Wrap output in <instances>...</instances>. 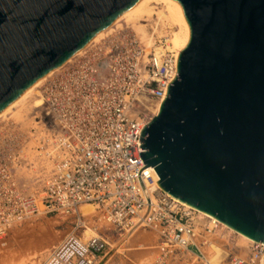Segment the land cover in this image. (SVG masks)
Returning a JSON list of instances; mask_svg holds the SVG:
<instances>
[{
  "label": "water",
  "instance_id": "95a60500",
  "mask_svg": "<svg viewBox=\"0 0 264 264\" xmlns=\"http://www.w3.org/2000/svg\"><path fill=\"white\" fill-rule=\"evenodd\" d=\"M146 0H0V113ZM176 76L137 133L163 191L264 243V0H162Z\"/></svg>",
  "mask_w": 264,
  "mask_h": 264
},
{
  "label": "built area",
  "instance_id": "2783aa9c",
  "mask_svg": "<svg viewBox=\"0 0 264 264\" xmlns=\"http://www.w3.org/2000/svg\"><path fill=\"white\" fill-rule=\"evenodd\" d=\"M163 27L156 14L121 23L38 88L40 105L32 108L25 135L0 134L1 244L9 227L34 217L70 220L73 231L84 234L94 229L92 213L81 211L89 205L116 229L154 230V264H211L208 254L220 249L213 238L230 230L163 191L139 154L137 133L152 120L150 105H161L177 71L178 55ZM23 149L50 168L38 194L19 187ZM94 232L68 234L42 264H100L108 242ZM231 249L228 264H264L262 242Z\"/></svg>",
  "mask_w": 264,
  "mask_h": 264
},
{
  "label": "rangeland",
  "instance_id": "374dc122",
  "mask_svg": "<svg viewBox=\"0 0 264 264\" xmlns=\"http://www.w3.org/2000/svg\"><path fill=\"white\" fill-rule=\"evenodd\" d=\"M170 29L169 26H164L162 30L165 32L174 30V28ZM168 32L166 33L168 34L167 42H169V34L172 35L171 32ZM37 90L38 88L33 93L35 96H30L24 100L23 104L0 119V134H26L31 123L32 108L37 107L34 106L37 100L40 101L36 94ZM22 152L24 154L22 166L16 173L19 187L25 193L38 194L50 176V168L49 166L48 168L44 167V158L37 157L35 152H29L27 149H23ZM28 162H32L33 165H28ZM45 168L47 169L45 170ZM91 216V219L95 220L92 222L95 231L108 242L107 250L100 264H154L159 254L157 234L154 230L141 228L127 231L119 230L100 218L99 215H95L94 212ZM70 233L80 235L83 238L88 237L82 234V230L73 231L70 220L60 217H34L16 223L8 228L4 239L6 243H2V245L0 242V264H42L52 248ZM213 241L220 246L221 255L224 259L221 264H228V254L232 251L231 248L244 250L249 243L241 236L228 230L222 238H213ZM168 264L178 263L170 261Z\"/></svg>",
  "mask_w": 264,
  "mask_h": 264
},
{
  "label": "bare ground",
  "instance_id": "6f19581e",
  "mask_svg": "<svg viewBox=\"0 0 264 264\" xmlns=\"http://www.w3.org/2000/svg\"><path fill=\"white\" fill-rule=\"evenodd\" d=\"M158 8H159V10H157ZM155 14L157 15V19H158V21L161 22L162 26H169L171 29L174 28V30L172 29L173 31L170 29L172 32L169 31V32H171L172 35L170 36V34H169V37L170 38L168 40L169 41L168 44H170V45H168V48L170 50L175 51L176 54L179 55V53L181 52V47H180V45L176 41V36L182 30V22L176 16V14L174 13V11L169 7V5L166 2L162 1V0H146L139 7L133 8V9H130V10H127V11L121 13L115 19V21L113 22L112 25H110L106 29H103L102 31L98 32L94 36V38L91 40V42L89 43V45L92 44V43H94V42H97L101 38L105 37L108 33L112 32V30L114 28L119 27L121 23H128V24H132L133 23V24H137L138 22H140L141 19H146V18L148 19L151 16H154ZM141 27L139 29H140V32L142 33V35L144 37H148L147 30L144 27H142V28ZM167 32H168V30H167ZM167 37H168V34H167ZM83 51H84V49H81V50L77 51L76 53H74L73 56L70 59H68L67 62H69L74 56L81 54ZM59 68L60 67L51 70L47 76L39 79L32 86H30L29 88H27L15 102H13L10 105H8V107L4 111H2L0 113V119L3 118L4 116H6L7 114H9V112H11L13 109L15 110L16 107H19L21 104H23L24 103V100H26L27 98H29L30 96H32L33 93L36 91V89L39 88ZM39 105H40V101L37 100L34 106H37L38 107ZM159 108H160V105L159 104H151L149 109L151 110V112L153 114L156 115L157 112L159 111ZM176 200H178V199H176ZM181 203H183V205L186 206V207L195 209V208L189 206L188 204H186L184 202H181ZM195 210H197V209H195ZM81 211L84 212V213H92V212H94L92 206H89V205L82 206L81 207ZM199 212L201 214L205 215V216H210L209 214H206L204 212H201V211H199ZM223 226L225 228L229 229L230 231L234 232V234H237V235L241 236L244 240H246L248 242H251L252 241L250 238H248V237H246V236H244V235H242V234L234 231L232 228L228 227L227 225L223 224ZM84 234L86 236H89V235L96 234V233L94 232L93 229H90L89 228V229L86 230V232ZM215 250H216V253L209 255L208 256V260H209V262L211 264H221L222 260H224L223 257H222V255H221V249H219V248L217 249L216 248Z\"/></svg>",
  "mask_w": 264,
  "mask_h": 264
}]
</instances>
